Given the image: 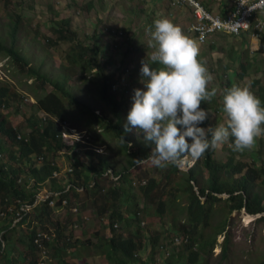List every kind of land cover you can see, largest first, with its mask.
Returning <instances> with one entry per match:
<instances>
[{"label": "trees", "instance_id": "16d2710c", "mask_svg": "<svg viewBox=\"0 0 264 264\" xmlns=\"http://www.w3.org/2000/svg\"><path fill=\"white\" fill-rule=\"evenodd\" d=\"M157 1L152 2L155 4ZM230 2L228 0L222 6L221 15L233 8ZM12 5L11 0H5L2 5V14L15 19L5 24L0 19V55L8 57L22 73L33 78L35 81L30 86L43 93L36 94V101L31 104L33 111L29 115L22 109L25 94L18 91L10 79L0 78V264H40L41 251L35 242L39 233L50 236L44 241L50 258L45 260L47 264L52 261V264H70L72 255H78L80 248L89 247L105 251L110 264H178L182 259H186L188 264H197L207 249L215 247L218 235L223 233L222 252L226 253L230 239L226 230L227 221L208 237H205L204 230L210 226L216 202H224L229 213L241 210L251 215L264 213V137L258 138L251 149L240 151L242 160H236V151L231 147H227L231 155L226 158L217 157L216 148L209 149L196 158L188 171L176 172L179 165L170 164L166 168L165 179L158 180L150 168L141 165L147 160L145 158L154 144L145 141L141 132L135 136L132 130H125L126 116L131 107L126 98L129 86L122 85L117 69H111L113 56L106 52V49L118 47L119 39L106 29L102 30L109 35L105 42L101 41L97 31L84 33L83 36L73 28L72 16L56 20L50 25V34L41 32V23L34 26V40L42 37L43 44L50 47L69 44L60 57L63 72L50 77L23 53L19 38L21 21L25 19L30 26L32 24L22 16L19 8ZM68 6L73 5L69 3ZM182 6L191 13L189 6ZM96 7L108 10L103 0H99V4L90 1L80 6L87 13ZM259 20L264 24L263 20ZM150 26H153L151 21ZM120 28L119 34L123 36L125 27ZM263 30L264 27L261 31H248L260 40L257 53L264 52ZM248 45L246 49L250 47L249 41ZM212 46L215 47V44ZM242 54H237L238 60ZM251 68L254 72L259 71L254 61L245 63V60H239L238 65H226L225 72H233L227 74L225 90L234 86L231 75L244 78ZM126 72L129 70L126 69ZM87 80L99 83L98 96L93 95L92 98H98L103 107H95L94 101H85L72 90ZM49 85L50 90L47 91ZM255 86L257 91L253 89ZM208 89L211 90V87ZM251 91L264 102V85L260 84L259 78L253 79ZM72 107L79 108L93 123L100 125L105 136L117 138L126 160H118L116 166L117 159L98 152L90 144L88 147L79 142L68 145L57 121L66 119ZM201 107L223 112L222 99L218 102L215 97L208 103L202 101ZM9 110L26 118L28 123L24 131L13 124L6 112ZM206 122L208 124L204 122V126H215L210 120ZM87 139L98 147L105 144L99 135H90ZM82 146L87 147L84 152L76 150V147ZM60 153L66 154L69 159L66 170H62L58 163ZM247 154L250 159L243 161ZM164 168L155 167L162 172ZM133 169H139V172L134 174ZM55 172L58 175H54ZM116 176L119 178L115 179ZM104 180L110 184L108 189L103 186ZM68 185H71L69 189ZM43 189L60 194L37 201V195ZM139 193L146 201L143 206L139 203ZM222 193L228 194V197L217 196ZM51 199L55 200L54 205L50 204ZM64 199L67 203L63 206ZM179 199L180 203L185 200L182 208L186 222L172 218L171 225L166 227L169 241L162 237L160 231H143L145 222L142 218L147 203H153L156 214L164 218L171 213V207L179 204ZM26 205L31 206L22 209ZM61 210L66 213L63 217L57 216ZM86 210H91L101 223V228L93 232L96 240L89 235L87 228H82L88 220L84 214ZM17 218L20 219L16 221ZM260 219L264 221V215ZM135 222L139 223L138 229L126 234L125 230ZM78 227L82 228L80 234L75 233ZM172 229L175 234H171ZM176 238L180 244L176 243ZM7 244L15 245L9 249ZM17 245H21L22 249L19 250ZM172 247L176 250L172 251ZM159 255L162 257L159 258ZM76 264L91 263L80 257Z\"/></svg>", "mask_w": 264, "mask_h": 264}, {"label": "rangeland", "instance_id": "374dc122", "mask_svg": "<svg viewBox=\"0 0 264 264\" xmlns=\"http://www.w3.org/2000/svg\"><path fill=\"white\" fill-rule=\"evenodd\" d=\"M13 2L12 6L19 8L21 14L24 18L28 19L30 24L26 22L25 19L21 21L20 25V47L30 62L35 66H40L42 69L50 76L55 77L57 73H62V61L60 60L61 53L67 50L69 47L68 43H61L58 47L46 46L43 44L44 39L38 37L37 40L33 39L32 28L36 25L40 26L41 32L50 34V25H53L56 20L63 17L72 16L73 28L79 31L83 36L84 33L92 34L95 31L100 33L99 38L101 41H106L108 39L102 30L106 27L122 29L121 26L125 27V35L123 37L119 36L118 41L120 42L118 47H112L106 49L107 54L113 56L114 64L111 69L119 71L122 77V85H128L127 101L132 104V95L135 88H142L143 85L140 83L141 74V61L146 60L148 55H151L153 49L148 47V41L150 40V21L153 22L156 18L167 17L178 24L182 30L194 38V35L189 29L190 23L192 21L190 10L179 4H173L171 0H159L154 4L153 0H103L108 7V10L103 8H94L90 13L83 11L80 6L82 4L92 1L94 4H99V0H11ZM204 6L211 10L214 14H220L222 6L228 0H200ZM5 0H0V19L2 24L10 23L11 19H15L9 15L2 14V5H4ZM71 3L73 6L69 7L68 4ZM232 3V0L231 2ZM11 10L14 8L9 7ZM59 13V15H57ZM147 17V20H146ZM255 17L264 21V11H259L256 13ZM101 18V20H99ZM150 26V27H149ZM97 27V28H96ZM150 28V29H149ZM1 29V26H0ZM40 29V27H39ZM7 31H9L7 29ZM264 34V30L261 32ZM211 41V42H210ZM250 43V47L246 49ZM215 44V47L212 46ZM260 40L257 35L253 32H244V34L235 36L232 34H226L218 32L214 34L205 44L201 45L199 55L204 59L208 71L212 74L213 79L208 83L207 87L216 90V96H214L218 102L221 101L223 93L226 88L227 74L230 72H225L226 65L239 64V60H245V63H251L254 61L255 65L259 66V71L256 73L251 68L249 74L244 78L233 74L230 77H234L233 85L246 86L250 90L252 88L253 79L256 77L260 79V84L264 85V52L257 53L259 49ZM242 58L238 60V53ZM237 59L234 62V59ZM0 71L4 70V66L8 65L9 70H4L1 77L10 78L17 88L18 91L24 93L29 97L25 100L22 109L29 115L32 113L31 104L36 101V94L42 95L43 91L38 88H33L30 85L34 83V79L29 75L22 73L9 58L0 55ZM126 69L129 72H126ZM125 71V72H124ZM98 85L99 83H93L87 80L81 86L75 87L72 90L76 92L77 95L82 96L85 101H94L93 105L95 107L101 106L102 103L97 99L94 100L92 96H98ZM87 86V89L84 87ZM83 89V90H81ZM254 91L258 90V87H253ZM47 91L50 90V85L46 88ZM85 95V96H84ZM100 98V97H99ZM209 109V107L205 108ZM109 111V110H106ZM9 117L12 119L14 125L25 130L26 118L22 114H16L13 110L6 111ZM209 120L213 124H219L226 120L224 112L219 110L209 109ZM68 122L67 126L70 124L73 127L82 131V135H76L68 138L69 145H75L76 142L83 143L88 147L90 144L95 150L102 154L111 155L114 159H117L116 166L119 161H125V155L121 150L120 143L117 138L112 135L105 136L102 127L88 117L87 114L77 108L72 107L70 113L67 115L66 119H58V123L62 126L65 122ZM207 121V120H206ZM205 121L206 124H208ZM135 136L139 135L135 129L132 130ZM80 133V132H78ZM90 135H99L105 141L103 146H96L95 142L91 143L87 138ZM264 137V136H263ZM74 143V144H73ZM230 142L219 145L216 147L217 157L226 158L231 153L228 151L227 147H230ZM86 146L76 147V150H82ZM264 151V150H263ZM264 157V154H263ZM236 160H242L240 151H236ZM250 159L249 154L244 156L243 161H248ZM196 158L193 159L191 156H184L179 163L178 171L185 172L194 165ZM69 159L66 154L60 153L58 157V163L62 167V170L68 168ZM143 168H150V171L159 179H165L166 168L162 170L155 169L150 160H145L142 162ZM112 171V170H111ZM132 172L138 173L139 169H133ZM113 173V172H111ZM136 181V180H135ZM184 181V179H182ZM105 189H108L110 185L108 181L102 182ZM138 182L136 181L135 184ZM198 190V189H197ZM218 197L226 199L228 194L222 193L217 194ZM140 205H145L146 201L144 196L139 193ZM175 206L171 207V213L164 218H161L155 212V205L153 203H147L146 213L142 220L145 222L143 231L146 233H155L157 231L162 232V237L169 241L170 237L166 235V227L171 225L172 218L178 221L186 222L185 212L182 207H184V201ZM204 200V199H203ZM79 209V208H78ZM64 210H61L57 216L65 215ZM87 215L88 220L82 228H87L89 230V235L94 236L93 232L96 229L101 228V223L98 219L92 215L91 210L84 211ZM264 215L256 214L251 215L245 210L233 211L229 213L228 207L224 202H216L212 216L210 218V226L204 230L205 237L210 236L217 227L223 225V222L227 221L226 230L230 233V239L228 241V251L226 253L222 252V243L224 242L225 233L218 235L217 244L213 249H207L206 253H203V259H200L197 264H264V221L260 217ZM139 223H133L129 229H126V234L138 229ZM82 228H77L76 233L80 234ZM141 229V228H140ZM176 231H171V234H175ZM110 234V231H108ZM170 234V235H171ZM96 240V237L93 238ZM181 243V242H180ZM179 243V244H180ZM176 248L172 247V251ZM80 253L72 255L69 260L70 264H76L79 258L82 257L91 264H110L107 260L105 251L102 252L101 249L97 247H89L87 249L80 248ZM160 256V255H159ZM162 255L159 257L161 258ZM52 264V262H49ZM178 264H188L186 259H182Z\"/></svg>", "mask_w": 264, "mask_h": 264}, {"label": "clouds", "instance_id": "9594fccd", "mask_svg": "<svg viewBox=\"0 0 264 264\" xmlns=\"http://www.w3.org/2000/svg\"><path fill=\"white\" fill-rule=\"evenodd\" d=\"M106 31L117 39L125 35L115 28ZM202 40L190 37L167 17L153 21L148 41L153 51L141 61L143 87L133 90L125 130L135 129L154 144L145 159L157 167L178 166L186 155L199 158L229 141L233 151L251 149L264 136V102L246 86L226 89L222 96L226 120L204 126L210 113L201 102L208 103L216 90L207 87L213 76L199 55ZM28 99L25 95L24 101Z\"/></svg>", "mask_w": 264, "mask_h": 264}, {"label": "built area", "instance_id": "2783aa9c", "mask_svg": "<svg viewBox=\"0 0 264 264\" xmlns=\"http://www.w3.org/2000/svg\"><path fill=\"white\" fill-rule=\"evenodd\" d=\"M172 3L179 5L186 4V6L190 7L192 21L189 29L194 34L195 38L203 37L202 44H205L214 34L218 32L238 36L248 31H261L264 27L263 22L255 17L256 13L264 10V0H232L233 8H231L225 15L214 14L212 11L208 10L200 0H172ZM67 124L68 122L66 121L62 126L61 135L69 145L70 143L67 141L69 137L76 135L81 136L83 133L70 124L67 126ZM75 133L77 134L75 135ZM108 172L111 173L112 171L109 170ZM54 175H58V172H55ZM118 178L119 176L115 177V179ZM70 187L71 185H68L67 189ZM59 194L60 193L56 191L52 192L43 189L37 195V201L50 199L51 196L58 197ZM54 203L55 200L51 199L50 204L54 205ZM66 203L67 200L64 199L63 206ZM30 206L31 205L22 206V209H29ZM74 210L76 211L77 208H74ZM19 219L20 218H17L16 221ZM49 238L50 236L45 233H39L38 237L35 238V242L41 251L42 261L40 264H47L45 260L48 258L49 261L50 259L47 246H45L44 243L45 239ZM179 242V239L176 238V243Z\"/></svg>", "mask_w": 264, "mask_h": 264}, {"label": "crops", "instance_id": "0c3cea01", "mask_svg": "<svg viewBox=\"0 0 264 264\" xmlns=\"http://www.w3.org/2000/svg\"><path fill=\"white\" fill-rule=\"evenodd\" d=\"M231 4V3H230ZM232 6H230V7H228L227 9H229V8H231ZM77 230V229H76ZM75 233H76V231H75ZM77 234V233H76ZM8 245V244H7ZM14 245L15 244H9L8 245V247H9V249H12V248H14ZM17 247H18V249L19 250H21L22 248H21V245H17ZM86 260H87V258H86ZM52 263H54L53 261H52Z\"/></svg>", "mask_w": 264, "mask_h": 264}]
</instances>
